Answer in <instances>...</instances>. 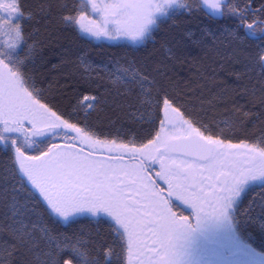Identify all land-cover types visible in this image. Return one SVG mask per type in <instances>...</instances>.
<instances>
[{
	"label": "snow or ice",
	"instance_id": "1",
	"mask_svg": "<svg viewBox=\"0 0 264 264\" xmlns=\"http://www.w3.org/2000/svg\"><path fill=\"white\" fill-rule=\"evenodd\" d=\"M53 8L61 23L96 40L146 43L155 40L161 17L175 19L173 9H183L186 16L203 13L208 19L235 17L240 27L251 30L253 25L244 23L251 5L239 0H87L77 6L58 0L32 6L25 0H0V144L6 150L0 172L18 180L26 193L23 203L15 197L4 200L14 217L10 233L27 253L20 264H108L106 247L117 257L112 264H123L125 251L127 264H174V240L194 225L193 217L173 210L172 199L189 206L197 223L206 216L227 218L248 182L264 188V134L258 143L239 144L206 135L212 131L207 116L170 91L174 86L159 77V69L136 68V60L126 61L122 73L138 87L137 104L146 110V131L136 135L143 139L154 132L153 138L130 147L101 139L105 134L86 117L72 122L85 106L90 113L101 97L85 96L83 103L77 99L66 118L51 88L40 86L34 71L36 44L29 43L33 36L27 25ZM249 60L264 77V44L249 53ZM93 84L82 79L78 95ZM157 165L153 179L150 173ZM259 207L264 211V196ZM85 216L111 221L119 255L99 232L85 239L83 233H61L49 226L60 221L70 226Z\"/></svg>",
	"mask_w": 264,
	"mask_h": 264
},
{
	"label": "trees",
	"instance_id": "2",
	"mask_svg": "<svg viewBox=\"0 0 264 264\" xmlns=\"http://www.w3.org/2000/svg\"><path fill=\"white\" fill-rule=\"evenodd\" d=\"M25 2L35 6L55 4L58 0ZM71 2L81 6L87 0ZM183 2L199 4L202 0ZM239 2L251 5L252 11L244 21L253 25L251 30L240 27L235 17L219 15L208 19L203 13L186 16L183 9H173L175 19L161 17L155 40L146 43L96 40L74 26L61 23L60 13L53 8L27 25L33 36L29 43L36 44L35 74L40 86L51 88L66 118L75 108L77 99L83 103L85 96L96 98L99 94L100 103L93 105L90 113L85 106L72 122L86 117L97 132L105 134L101 139L142 141L151 137L142 139L136 135L146 131L143 128L146 110L137 104L138 87L122 73V69L128 67L126 61L136 60V68L159 69V77L173 84L170 91L182 102H190L196 112L207 116L212 131L206 135L258 143L264 134V77L260 67L250 62L249 53L264 44V16L260 15L264 0ZM232 33L239 39H234ZM82 79H91L95 84L92 90L78 95L76 85ZM5 151L0 144V159ZM262 196L264 188L260 187L244 198L234 225L241 240L254 251L264 253V211L259 207ZM12 197L23 203L26 193L18 180L5 179V174L0 172V264H20L27 258L26 250L10 233L14 217L4 200ZM49 226L61 233H83L85 239L99 232L120 254L112 228L101 217H79L70 226L65 221H60L59 225L49 223ZM104 251L108 253V264H112L117 257L112 256L107 247Z\"/></svg>",
	"mask_w": 264,
	"mask_h": 264
},
{
	"label": "flooded vegetation",
	"instance_id": "3",
	"mask_svg": "<svg viewBox=\"0 0 264 264\" xmlns=\"http://www.w3.org/2000/svg\"><path fill=\"white\" fill-rule=\"evenodd\" d=\"M198 126V125H197ZM155 133L149 138H153ZM214 139L222 140L224 143L231 142L233 144H239L241 141H231L228 139H223L218 136H213ZM117 143L129 144V146L140 147L141 143H147V140H125L116 141ZM246 143H255L252 141H244ZM159 171L158 165L152 170L150 175L155 179V172ZM158 186L166 187L163 182ZM254 188H260L257 181L248 182L243 188L240 196L234 201L233 209H230L227 218H216L212 216L202 217L200 222L197 223L194 219L193 210L184 205L182 201L176 198L172 199V205L174 211L178 214L193 217L192 223L194 227L186 234H182L174 240V264H244V258H261L264 253L259 251H230L223 244L221 238L222 233L225 229L232 224L234 225L235 215L237 210L242 205L244 198L254 190ZM238 200V201H237ZM107 225L111 227V221L107 217H103ZM112 228V227H111ZM113 236L119 242L118 234L115 232L114 228L111 229ZM238 236V235H237ZM249 246V245H248ZM123 264H127L126 251L123 253Z\"/></svg>",
	"mask_w": 264,
	"mask_h": 264
},
{
	"label": "rangeland",
	"instance_id": "4",
	"mask_svg": "<svg viewBox=\"0 0 264 264\" xmlns=\"http://www.w3.org/2000/svg\"><path fill=\"white\" fill-rule=\"evenodd\" d=\"M224 0H221V2L223 3ZM98 3H103L105 2V0H97ZM90 15H94L91 12V9L89 11ZM219 16V15H217ZM120 40H131L128 38H121ZM238 201V200H237ZM222 242L223 244L226 246V248L230 251H236V250H240V251H248L250 250V246H248L246 244V242H244L243 240H241V238L239 236H237L236 230L232 224V229H231V225H229L224 233H222ZM250 251H253V249H251ZM262 258L264 259V255H261ZM262 259L261 258H249V257H245L244 258V264H264V262H261Z\"/></svg>",
	"mask_w": 264,
	"mask_h": 264
}]
</instances>
